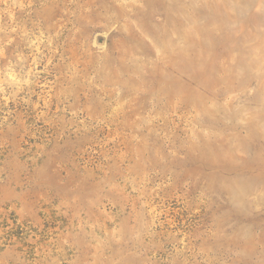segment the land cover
<instances>
[{
  "label": "rangeland",
  "instance_id": "1",
  "mask_svg": "<svg viewBox=\"0 0 264 264\" xmlns=\"http://www.w3.org/2000/svg\"><path fill=\"white\" fill-rule=\"evenodd\" d=\"M0 264H264V0H0Z\"/></svg>",
  "mask_w": 264,
  "mask_h": 264
}]
</instances>
